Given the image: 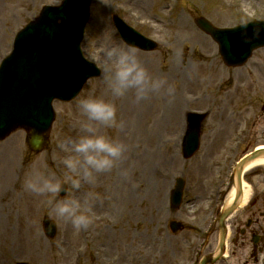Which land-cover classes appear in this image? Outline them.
<instances>
[{
	"label": "rangeland",
	"instance_id": "obj_1",
	"mask_svg": "<svg viewBox=\"0 0 264 264\" xmlns=\"http://www.w3.org/2000/svg\"><path fill=\"white\" fill-rule=\"evenodd\" d=\"M61 1L0 0V62L11 51L15 32L38 15L44 4ZM110 3L112 8L108 9L92 1L83 42L85 55L101 67L102 74L90 80L73 101L55 102L56 116L48 148L37 153L30 151L22 129L0 141V264H15L19 260L31 264H149V260L157 264H188L197 256L200 246V230L196 229L205 227L209 215L218 212L216 203L210 204L207 196L215 194L216 184L221 182V178L216 180L222 173L218 157L228 137L220 139L216 135L232 134L240 126L253 129L255 145L264 144V116L257 115L264 100V48L257 50L245 67L228 69L230 73L226 74L216 44L194 24V18L200 15L218 26L235 25L253 16L264 18V0H110ZM113 13L158 41L157 50L138 53L154 76L164 77L174 86L175 96L170 100L164 95H153L137 103L129 93L125 98L115 99L124 126L118 132L108 131L127 146L120 161L122 169L99 174L96 185L85 184L74 193L80 198L90 191L99 196L92 205L94 221L85 230L90 243L84 246L81 231L76 232L63 221L57 223L58 234L50 241L41 226L46 212L37 206L33 195L23 190L22 177L33 164H46L59 171L52 157L63 155L58 147L60 139L77 133L79 97H111L103 82L104 51L113 44L125 45L112 24ZM250 103L253 106L248 114ZM191 111H207L209 117L203 127V148L192 160L185 161L179 151L180 135ZM211 151L208 166L202 168L201 159ZM183 172L188 177V200L194 199L176 216L186 220L184 212H190L191 217L187 218L192 223L170 237L166 227L170 215L168 192L175 177ZM251 179L261 184V177ZM125 182L136 188L135 198H127L121 190ZM141 249H148L146 257H138L140 254L135 251Z\"/></svg>",
	"mask_w": 264,
	"mask_h": 264
},
{
	"label": "clouds",
	"instance_id": "obj_2",
	"mask_svg": "<svg viewBox=\"0 0 264 264\" xmlns=\"http://www.w3.org/2000/svg\"><path fill=\"white\" fill-rule=\"evenodd\" d=\"M94 4L112 8L110 0H94ZM104 56L103 82L111 97H79L77 133L60 139L58 147L63 155L52 157L59 171L46 164H33L25 170L21 182L23 190L36 198L37 206L46 212L51 223H69L76 232L92 225L95 218L92 205L99 196L90 191L80 198L74 193L85 184L96 185L98 175L115 169L127 151L126 144L108 131L118 132L124 126L115 99L125 98L129 93L137 103L153 95H164L170 100L175 96L174 86L166 78L153 75L135 46L113 44L105 49Z\"/></svg>",
	"mask_w": 264,
	"mask_h": 264
},
{
	"label": "water",
	"instance_id": "obj_3",
	"mask_svg": "<svg viewBox=\"0 0 264 264\" xmlns=\"http://www.w3.org/2000/svg\"><path fill=\"white\" fill-rule=\"evenodd\" d=\"M200 24L208 31L211 33L215 34L223 48V54L228 58L230 62H237L239 60H242L244 56H237V48L234 46L233 38L238 35L239 30L238 29H229V30H220L215 27H213L208 21H206L203 18L199 19ZM45 23L42 21L40 25L37 26L38 31L42 28V24ZM142 39H135V43L132 42L135 45H138L143 48H153V45L144 37H141ZM143 43H149L148 45H143ZM254 44H252L253 46ZM38 59V57H36ZM37 63H41V61H38ZM26 71H23L20 76L21 80L16 81L15 84L10 85L7 87L9 89V93L11 97L14 99L11 103L13 108H16L15 105V100L17 101L18 104V109H13V115L10 116L11 122L5 126V127H0V138L4 137L7 133H9L15 126L17 125H22L26 126L29 128H32L37 134H40L41 132L47 130L49 128L50 120H46L45 123H40L39 120H37L38 117H41L42 113V107L40 105V100L36 99L37 96V91L38 88L37 86L30 87L33 83L36 81L42 82L45 77L40 73L36 75L35 77H30L29 74L26 76ZM45 85V84H44ZM49 90H46V93H48ZM28 99L26 103L21 104L20 102L22 100ZM31 108V109H30ZM1 110V109H0ZM21 111H25L28 115V118H22V115L20 114ZM33 114L35 117H31L30 115ZM51 114V112H50ZM1 125V123H0ZM200 127V120L197 121V123L194 126V129L197 131L199 130ZM190 139H193V143H195L193 146L190 147V144L188 145L187 152L192 153L198 146V133H195L191 136ZM259 152L253 154L254 157L259 156ZM55 226L52 228L54 229ZM204 264V263H203Z\"/></svg>",
	"mask_w": 264,
	"mask_h": 264
},
{
	"label": "flooded vegetation",
	"instance_id": "obj_4",
	"mask_svg": "<svg viewBox=\"0 0 264 264\" xmlns=\"http://www.w3.org/2000/svg\"><path fill=\"white\" fill-rule=\"evenodd\" d=\"M244 212L232 223L228 258L221 264H264V192L255 193Z\"/></svg>",
	"mask_w": 264,
	"mask_h": 264
},
{
	"label": "bare ground",
	"instance_id": "obj_5",
	"mask_svg": "<svg viewBox=\"0 0 264 264\" xmlns=\"http://www.w3.org/2000/svg\"><path fill=\"white\" fill-rule=\"evenodd\" d=\"M12 155H14V153H12ZM9 159H10V157H9ZM258 165H264V158H259V159H256V160H254L253 162H251L248 166H247V168H252V167H254V166H258ZM116 168H118L119 170H121L122 169V166H121V163L119 162V164H118V166L116 167ZM22 176V175H21ZM20 180V179H19ZM140 185H142V183L140 182ZM22 192V191H21ZM135 192H136V188L134 189V191H132V194L133 195H130V194H127V197L128 198H135L134 197V194H135ZM155 195V199H156V193L154 194ZM233 195H234V190L231 192V194H230V198L229 199H232L233 198ZM249 195H250V190H249V188L246 186L245 187V190H244V198H243V203H245L247 200H248V198H249ZM156 203V202H155ZM155 211H156V207H155V205H153L152 206V213H155Z\"/></svg>",
	"mask_w": 264,
	"mask_h": 264
}]
</instances>
